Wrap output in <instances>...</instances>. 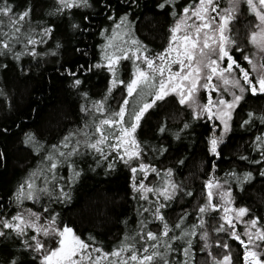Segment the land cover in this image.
Returning <instances> with one entry per match:
<instances>
[{
  "label": "trees",
  "instance_id": "obj_1",
  "mask_svg": "<svg viewBox=\"0 0 264 264\" xmlns=\"http://www.w3.org/2000/svg\"><path fill=\"white\" fill-rule=\"evenodd\" d=\"M8 2L16 14L31 9L24 29H34V35L45 27H52L53 31L46 43L36 47L37 57L24 56L17 61L10 53L0 56V214L5 217L14 215L26 202L30 209L42 214L43 220L49 213L56 214L58 225L72 227L86 241L94 237L98 246L110 252L125 235H135L141 220L152 221L150 212H143V208L152 207L151 202L156 199L153 193H148V201L139 198L140 193L132 188L130 167L115 159V153L99 165V157L87 152L74 157L81 175L70 186L71 170L67 165L60 169L59 174L64 180L59 183L69 192L70 199L42 197L39 202L25 200L18 205L15 196L19 186L42 166V157L51 146L58 145L65 135L91 119L81 111L83 105L107 97L110 109L118 110L125 97L123 86L109 95L111 76L107 70H88L102 62L107 35L104 30L110 32L120 18L127 15L134 37L147 45L151 53L162 52L168 46L169 29L175 22L171 14L173 9L169 6L159 8L164 0H89L90 7L59 13L57 0ZM190 2L175 0V11L179 12ZM0 19L7 22V17ZM255 23V16L245 7L241 17L231 25L237 46L243 47L245 52L249 50L248 37ZM15 50L20 51L21 45L17 44ZM233 52L242 66L249 68L242 54L235 49ZM66 69L78 72L83 81L78 88L72 86L74 77L69 76ZM132 70V63L123 61L121 79L128 82ZM84 93H87V101ZM199 97L201 102H206L204 91ZM250 112L257 117L264 116V95L245 94L234 113L232 130L220 145L219 158L208 151V138L212 132L209 124L205 120L192 119L191 110L179 105L174 95L157 102L156 107L145 115L136 136L144 148L143 162L152 164L160 173L150 174L145 184L159 186L163 173L171 169L172 179L179 185L175 199L162 210L170 225L177 223L185 213L188 214L185 227L196 223L195 209L204 203V184L211 177L222 183L227 180L225 188L231 189L236 206L250 210L245 218L260 217L264 225V175H261L264 158L253 143L256 136L264 133V122L255 119L251 125L241 127ZM185 123L188 128H183ZM162 126L166 128L164 133L159 131ZM219 131L216 129V134ZM27 133L36 136L43 145L41 151L37 152L32 145L25 143ZM160 149L167 151L161 152ZM257 160L261 162L255 163ZM109 162H114L111 169L108 168ZM137 163L133 161L132 166ZM232 172L239 175L251 172L253 178L241 185L228 175ZM140 175L137 173L136 179L141 178ZM187 192L192 195H186ZM44 208H48V212H43ZM218 216L219 213L213 212L207 220L208 231L212 234L211 251L219 257L225 253L222 248L214 246L218 237L212 232L219 222ZM159 228L158 221L148 223L151 231L158 232ZM219 239L228 243L233 264H243L244 249L240 243L223 233ZM45 242L49 243L48 248L57 246L55 238ZM202 244L197 237L194 242L197 264H209L206 253L201 251ZM34 255L23 251L14 235L0 237V264H9L12 259L23 264H39L38 259H32Z\"/></svg>",
  "mask_w": 264,
  "mask_h": 264
},
{
  "label": "snow or ice",
  "instance_id": "obj_2",
  "mask_svg": "<svg viewBox=\"0 0 264 264\" xmlns=\"http://www.w3.org/2000/svg\"><path fill=\"white\" fill-rule=\"evenodd\" d=\"M243 2L256 18L248 37V43L255 49L251 55L237 46L231 34V25L237 18L241 0H228V6L223 8L219 0H191L179 12L175 11V0H164L158 7H171L175 22L169 29L168 46L158 53H151L147 45L134 37L127 15L121 17L110 32L105 29L107 35L102 62L88 70L105 69L110 73L109 95L123 86L126 95L118 110L110 109L107 97L83 105L81 111L90 115L91 119L65 135L58 145L51 146L42 157V166L28 176L15 196L18 205L25 200L39 202L42 197L49 200L70 199L69 192L59 183L64 180L59 174L60 169L67 165L71 170L70 186L81 175L74 157H81L87 152L99 157V165L115 153V159L130 167L132 188L140 193L139 198L148 201V193L155 195V201L151 202L153 206L144 207L143 212H150L152 221L159 222L158 232L148 229V223L152 221L145 218L139 222L135 235H125L120 244L108 252L95 243L94 237L86 241L72 227L58 225L56 214L49 213L42 222L41 213L21 209L9 217L0 214V237L14 235L23 251L36 254L32 259H38L39 264H197L194 242L198 237L203 242L201 251L206 253L209 264H233L228 243L219 239L223 233L243 247L244 264H264V225L260 217L244 220L250 210L235 207L231 189L225 188L227 180L222 183L211 177L205 181V200L195 209L196 223L185 227L188 215L185 213L177 223L170 225L162 210L175 199L179 185L172 179L171 169L163 173L159 186L144 183L150 174L160 173L152 164L143 162L144 148L136 136L141 121L156 107L157 102L174 95L179 105L191 110L192 119L205 120L209 124L212 132L208 138V151L216 158L220 157L224 135H216V129L225 135L232 130L234 113L246 93L264 95V0ZM57 3L59 13L91 6L89 0H57ZM30 13L31 9H28L16 14L8 0H0V17H7V22L0 19V56L10 53L19 61L24 56L39 55L36 47L47 42L53 28L45 27L36 35L33 34L34 29H24ZM17 44L21 45L20 51L15 50ZM234 49L242 54L249 68L242 66L234 55ZM123 61H130L133 66L128 82L120 77ZM65 71L74 77L73 87L78 88L83 83L77 71ZM201 91L206 93V102L200 100ZM83 95L87 101V93ZM255 119L264 122V116L257 117L250 112L241 127L251 125ZM188 127L187 123L183 125V128ZM165 130V126L159 129L160 133ZM25 143L32 145L37 152L43 148L32 133L26 134ZM253 143L264 158V133L256 136ZM133 161L138 163L132 166ZM113 167L114 162H109L108 168ZM137 173L143 177L138 184ZM228 175L241 185L253 178L251 172L243 175L232 172ZM186 195L191 196L192 193L187 192ZM43 212H48V208H44ZM213 212L219 213V222L212 228L218 237L214 246L222 248L225 253L219 257L211 251L212 234L208 231L207 218ZM241 223L245 225L243 233L237 229ZM47 238H57V247H46ZM9 264L23 262L12 259Z\"/></svg>",
  "mask_w": 264,
  "mask_h": 264
},
{
  "label": "rangeland",
  "instance_id": "obj_3",
  "mask_svg": "<svg viewBox=\"0 0 264 264\" xmlns=\"http://www.w3.org/2000/svg\"><path fill=\"white\" fill-rule=\"evenodd\" d=\"M219 2H220V6L223 8V7H227L228 6V0H219ZM247 8L248 9V5L246 4V3H244L243 2V0H241V3H240V5H239V12H238V14H237V18H239V17H241V15H242V11H243V8ZM249 10V9H248ZM236 18V19H237ZM256 19V18H255ZM255 52V49L252 47V45H250L249 44V50L246 52V53H248L249 55H251V54H253ZM249 66V65H248ZM250 67V66H249ZM200 95V94H199ZM226 98H228V99H231V97H226ZM228 134V133H227ZM227 134L225 135V134H223L221 131H219V132H217V134L216 135H224V140L226 139V136H227ZM140 176H142V174L140 175ZM143 179V177H141V178H139V179H136L137 180V182L139 181H141ZM145 181L146 180H144V183H145ZM138 182V183H139ZM27 201H30V200H27ZM31 202V201H30ZM214 202H216V201H214ZM26 203V202H25ZM25 203H23L24 205H22L21 206V208H19V210H21V209H30ZM234 205H235V207L236 208H239L238 206H236V204L234 203ZM32 211H34L33 209H31ZM244 220H248V219H246L245 217H244ZM44 220L42 219V222H43ZM244 227H245V225L244 224H238L237 225V229H238V231L239 232H241V233H243V231H244ZM51 238H47V239H45V240H47V241H49ZM56 240H57V238H55ZM45 244H46V247H48V244L49 243H47V242H45ZM57 247V246H56ZM242 263L244 264V261H243V257H242Z\"/></svg>",
  "mask_w": 264,
  "mask_h": 264
}]
</instances>
